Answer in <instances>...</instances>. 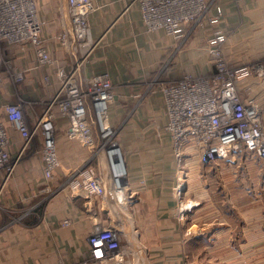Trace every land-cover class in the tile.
I'll return each instance as SVG.
<instances>
[{"label":"crops","instance_id":"obj_1","mask_svg":"<svg viewBox=\"0 0 264 264\" xmlns=\"http://www.w3.org/2000/svg\"><path fill=\"white\" fill-rule=\"evenodd\" d=\"M216 28L227 36L223 56L228 66L264 61V0H207ZM43 23L41 37L53 62L39 65L29 45L8 47L5 56L23 71L12 83L2 74L0 105L22 101L32 126L60 88L57 71H70L81 60L75 47L57 39L69 27L66 0H36ZM90 35L96 45L77 66L76 77L106 74L113 101L108 124L124 159L127 184L121 205L110 191V172L103 152L92 153L66 134L67 120L54 109V131L60 167L52 180L43 177L41 141L20 155L11 177L0 172V264H84L86 238L95 226L115 225L121 245L134 264H264V159L245 152L233 162L201 164L196 155L184 162L183 200L192 204L181 223L173 194L178 167L172 154L165 103L158 86L184 74L214 72L207 54L213 30L203 18L185 26L174 40L164 31L147 33L137 6L129 0H91ZM242 100L264 104V77L237 83ZM44 108V109H43ZM9 128L13 159L21 138ZM96 145L97 128H93ZM40 140V139H39ZM92 166L107 193L75 196L67 186L75 169ZM193 202H192V201Z\"/></svg>","mask_w":264,"mask_h":264},{"label":"built area","instance_id":"obj_2","mask_svg":"<svg viewBox=\"0 0 264 264\" xmlns=\"http://www.w3.org/2000/svg\"><path fill=\"white\" fill-rule=\"evenodd\" d=\"M242 1V0H237ZM69 27L57 39L66 49L75 47L81 57L70 71H57L60 88L49 100L34 124L27 123L24 104L20 101L0 105L6 122L18 133L22 149L13 159L8 151L9 128L0 119V172L6 182L14 172L20 155L27 147L41 141L44 180L53 179L60 167L54 131V109L67 120L66 134L92 153L103 152L110 172V191L118 204L125 203L127 184L124 159L113 143V131L108 124V110L113 101L112 85L106 74H95L83 86L76 77L77 66L96 45L90 35L88 16L94 11L91 0H66ZM137 6L147 33L164 31L178 41L184 37L185 26L198 24L211 8L207 0H129ZM206 17L212 27L207 40V54L214 72L207 76L184 74L179 79L164 81L158 86L165 103L166 130L170 136L172 154L178 173L173 194L177 216L181 223L192 205L183 202L185 191L184 162L196 155L201 164L215 160L233 162L240 154L249 152L264 159V104L253 99L242 100L237 83L244 79L264 77V62L230 67L223 56L227 36L216 28L222 11ZM43 23L38 16L36 0H0V83L6 74L12 83L23 81V71L13 66L5 56L8 47L29 45L39 65L53 60L41 37ZM97 128L98 146L93 128ZM67 186L75 196L103 197L105 183L96 177L92 166L75 169ZM126 204V203H125ZM121 230L115 225L95 226L86 238L88 257L84 264H134L132 254L120 242Z\"/></svg>","mask_w":264,"mask_h":264},{"label":"rangeland","instance_id":"obj_3","mask_svg":"<svg viewBox=\"0 0 264 264\" xmlns=\"http://www.w3.org/2000/svg\"><path fill=\"white\" fill-rule=\"evenodd\" d=\"M260 62H264V61H260ZM21 102H22V101H21ZM22 103H23V102H22ZM38 105H39V106L42 105L43 107L45 106V109H46L48 103H46V104H41V103H40V104H38ZM43 109H44V108H43ZM41 114H42V113H41ZM39 116H40V115H39ZM25 117H26V116H25ZM111 129H112V128H111ZM112 131H113V130H112ZM111 139H113V135H112ZM39 141H40V140L37 139L36 142H35L34 144H35L36 146H38V142H39ZM32 148H35V147H32ZM184 174H185V173H184ZM191 201H192V200H191ZM192 202H193V201H192ZM183 203H185V204H189V205H192L191 203H189V202H185L184 200H183L182 204H183ZM183 205H184V204H183ZM186 216H187V215H186Z\"/></svg>","mask_w":264,"mask_h":264}]
</instances>
